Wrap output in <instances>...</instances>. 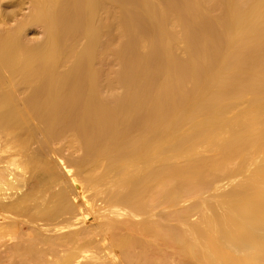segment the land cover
Wrapping results in <instances>:
<instances>
[{
  "label": "bare ground",
  "instance_id": "6f19581e",
  "mask_svg": "<svg viewBox=\"0 0 264 264\" xmlns=\"http://www.w3.org/2000/svg\"><path fill=\"white\" fill-rule=\"evenodd\" d=\"M31 8V14L15 26L0 18V136L7 128L24 127L31 133L41 134L37 147L28 151L36 163L45 160L38 157L40 153H48L45 158L54 162L58 173L49 176L42 171L39 181L44 192L31 194L35 203L20 212L25 220L9 215L12 235L7 242L0 243V250L4 246L0 261L9 253L8 264H177L179 255L186 259L196 257L197 264H264V141L261 139L249 148L245 144L231 146L229 137L221 144L217 142L219 145L216 141L211 145L212 139L205 138L222 129L227 131L228 127L243 128L245 123L233 125L225 117L219 123L210 119L223 116L220 113L230 108L234 111L246 96L264 90V86L249 84L253 79L264 78V0H31ZM217 9H220L218 14L203 15L205 11L213 13ZM171 18L182 24L193 19L194 35L191 32L187 35L193 38L188 39L192 42L191 56L204 61L201 64L187 58L186 63L179 57L174 58L168 50L173 68L169 65L167 77L162 70H154L152 75L147 68L154 62L166 61V51L161 59L163 50L153 45L154 52L159 54L143 62V58L139 61L135 55L154 40L158 43L175 39L173 29H169ZM35 24L44 28V37L38 42L27 37V28ZM113 28L126 38L122 42L118 40V45L114 44ZM82 39H85L83 44ZM168 41L164 44H169L167 47L172 44H167ZM113 49L118 51L115 55ZM110 53L117 55L124 65L116 79L110 77V69L105 76L104 68L97 65L106 61ZM259 66L261 69L257 70ZM204 77L215 78L213 84L234 80L235 85H217L202 92L206 102L193 101L195 105L187 106L194 94L188 93L191 95L188 97L185 87ZM113 80L121 85L123 92H113L116 90ZM158 85L160 89L172 85L175 90L161 89L164 92L159 94L161 91L156 93ZM230 90L235 93L234 100L224 101L222 92ZM220 94L223 100L219 98V103H207L208 97L216 99ZM254 99L262 103L259 97ZM151 103L156 106H149ZM179 111L183 118L187 112L192 117L189 119H208L213 123L203 121L204 124L188 130V127L184 129L186 120L182 118L184 122L174 121L176 125L170 128L160 126L164 119L175 117ZM182 128L190 131L186 134L188 139L184 136V139H175L179 130L183 132ZM260 132L264 137V128ZM67 133L70 141L83 151L82 155L71 158L59 154V148V152L56 147L57 152L54 151L52 145ZM257 135L245 139L251 140ZM206 139H210L208 144ZM162 141L169 144L163 147ZM193 145L200 147H195L200 150H195L199 156L203 149L213 152L218 148L224 158H238L248 153H253L255 158L251 163H241L225 179L222 175V179L211 181L206 170L219 171L224 169V164H210V168L202 157V162L200 157L194 161L191 155L196 153L189 152ZM52 154L58 156L56 161ZM185 154H191L188 158L193 157L194 162H179ZM4 163L0 167L3 203L7 195L16 194H10L11 191L7 194L8 189H17L23 184L21 174L13 171L14 162L8 158ZM230 181H237L239 189L223 188L222 193L219 190L229 201L219 200L221 204L217 202L204 209L207 203L203 198L194 207L200 210L202 207L204 216L197 217L196 221L190 220V216L179 226L172 223L173 217L179 215L181 195H189L197 186L217 190ZM91 188L97 199L89 205L98 206L102 216L108 215L97 226L87 222L86 212L76 199L75 189L87 200L86 193ZM157 203L169 208L168 217L165 216L168 220L158 218ZM116 229L123 233L111 241L109 234ZM97 235L105 244L103 254L88 249ZM162 247L173 251L163 252ZM106 256L109 263L104 261Z\"/></svg>",
  "mask_w": 264,
  "mask_h": 264
},
{
  "label": "rangeland",
  "instance_id": "374dc122",
  "mask_svg": "<svg viewBox=\"0 0 264 264\" xmlns=\"http://www.w3.org/2000/svg\"><path fill=\"white\" fill-rule=\"evenodd\" d=\"M31 0H0V18L1 17H3L4 18V21L5 22H7V24H9V26H11V25H17L19 22H21L24 18H26L27 16H29L30 14H31ZM217 11H219L220 12V9H217L216 10V12H213V13H211V12H209V11H205V12H203V15L205 16V17H208V16H210V15H214V14H218L217 13ZM209 12V13H208ZM30 13V14H29ZM205 13V14H204ZM209 14V15H208ZM2 19V18H1ZM176 22H178L177 24H176ZM193 22V23H192ZM172 23V24H171ZM179 23H181V22H179L178 20L176 21V18H171V22L169 23L170 24V27H172V28H169V29H173L172 31H174V33H175V39H169L171 42H169L168 40H166V41H168L167 42V44L168 43H172L171 44V46L173 47V48H175L176 50H174L171 46H169V47H167L168 45H164L165 44V42L166 41H161V42H158V43H156L155 42V40H154V42L156 43V45L155 44H153L152 42V44H151V46H150V44H146L145 46H144V48L142 49V47H141V51H140V53H138V54H136L135 55V57H137V59L140 61L142 58H143V60H141V62H143V61H146L147 60V57H149V60H150V58H155L156 57V55L157 54H159V53H155L154 51V47H152L153 45L154 46H156V47H159L160 49H162L163 51H161L162 53H163V56H159V58L161 57V59H163L165 56H164V52H165V54H167V57H165L166 59H164V60H166V61H162L161 59V62L159 61V63H158V61H157V63L158 64H154V68L152 67V65L150 64V66L152 67V68H147V70L149 71V72H151V74H152V72L154 71V72H156L157 70L158 71H160V70H162L163 71V73L165 74V76H166V74L167 73H169V70L170 69H168V67H169V65H170V67L169 68H173L172 66H174V65H172L171 66V64H172V60H171V58L169 57L170 55L168 54L169 52H170V54H172V56L173 55H175V57L174 58H178L179 57V59H180V61L183 59L184 60V62L186 61V63H188L189 62V60L190 59H192V61H193V58H194V62H197V63H201V64H203V61H204V59L203 58H201V57H196V56H191L192 55V53H191V50H190V47H191V45H190V40H188V39H191V37H192V35L191 34H193L194 32H192V31H194V27H195V23H194V21H193V19H192V21H187L186 22V24H185V22L182 24H179ZM179 24V25H178ZM172 25V26H171ZM36 26V27H35ZM174 26V27H173ZM44 28L41 26V25H39V24H35V25H31V26H29L28 28H27V37L31 40V41H35V42H38L39 40H42V38L44 37V30H43ZM116 29V28H115ZM114 28H113V30H112V34L113 35H115L114 36V38H118L119 37V39H114L115 40V42H114V44H117L118 45V43H117V41L119 40V41H125L126 40V38L124 37V38H122L123 36H122V34H121V32L117 29V30H115ZM185 29H187V32H185L186 30ZM115 31H116V33H115ZM120 34H119V33ZM182 32H184L185 33V35L184 34H182ZM188 32H191V36L189 37V36H187L189 33ZM118 35V36H117ZM194 35V34H193ZM231 33H229V36L231 37ZM120 36H121V38H120ZM183 36V37H182ZM186 36V37H185ZM121 39V40H120ZM193 39V38H192ZM191 39V40H192ZM101 40H104V37H103V39L101 38ZM173 40V41H172ZM83 41V42H82ZM118 41V42H119ZM186 41V42H185ZM80 42H82L81 44H83L84 42H85V39H82ZM120 43V42H119ZM192 43V42H191ZM113 44V45H114ZM186 44V45H185ZM116 45V46H117ZM175 45V46H174ZM115 45H114V48L116 47ZM161 46V47H160ZM118 47V46H117ZM120 47L122 48V45H120ZM152 47V48H151ZM184 47H185V49H184ZM119 48V47H118ZM147 48V49H146ZM151 48V51L149 50ZM169 48V49H168ZM173 50H172V49ZM188 48H189V50H188ZM167 49V50H166ZM117 50V49H116ZM115 50V51H116ZM121 49L119 48V51H120ZM146 50V51H145ZM153 50V51H152ZM165 50V51H164ZM168 50H169V52H168ZM171 50V51H170ZM115 51H114V49H113V52H114V55L116 54L115 53ZM158 51H160V50H158ZM186 51V52H185ZM116 52H118V51H116ZM150 52V53H149ZM152 52V53H151ZM160 52V53H161ZM175 52V53H174ZM143 53V54H142ZM177 53V54H176ZM190 53V54H189ZM146 54H148V55H146ZM150 54V55H149ZM153 54V57L151 56ZM113 55V53H110L109 55H108V58L106 57L105 58V60L106 61H103V62H101L100 64H97V65H99V67L100 68H104V70H103V73H105L104 75L106 76L107 75V73H106V71L108 72L109 71V69H110V74L109 75H111L110 77H118L117 75V73H119L120 72V70H122L123 68H124V65H122V63L120 64V61H119V58L117 59V55H116V57ZM145 55V56H144ZM155 55V56H154ZM162 55V54H161ZM177 55V56H176ZM189 55H190V57H189ZM138 57H140V58H138ZM157 58H158V56H157ZM189 60H188V59ZM195 58H197V59H195ZM200 58H201V60H200ZM178 59V60H179ZM186 59V60H185ZM203 59V60H202ZM182 60V61H183ZM196 60H199V61H196ZM188 61V62H187ZM104 62L106 63V64H104ZM171 64H170V63ZM102 64V65H101ZM168 64V65H167ZM167 65V66H166ZM108 68V69H107ZM166 68V69H165ZM107 69V70H106ZM144 69H145V67H144ZM152 69V70H151ZM164 69L165 70H167V72L165 71L164 72ZM259 69H261V67L259 66V68H257V70H259ZM162 71H161V76L162 77H165L164 75H163V73H162ZM139 72V71H138ZM138 72H136V73H138ZM153 72V73H154ZM116 74V75H115ZM155 74H160V73H155ZM103 75V76H104ZM108 75V76H109ZM115 75V76H114ZM152 75H154V74H152ZM168 75V74H167ZM167 77V76H166ZM113 78V79H114ZM208 78H210V77H207V79L204 77V80H198L196 83L193 81V82H190V83H188V85L190 86H188L187 85V87H185V88H187V89H185L186 90V93L188 94V93H190V94H194V96H193V98H192V101H190V102H188V103H186V105L188 106V104H190V106H192V105H195V104H192V102L193 101H195L194 103H198L200 100H203L204 102H206L205 100V97H204V99H203V93L202 92H205L206 90H211V89H213L215 86H217V85H221V86H225V87H231V86H234L235 85V81L234 80H224V81H222V80H220V82H218V83H215V84H213L214 83V81L213 80H215V78H213V77H211L210 79H208ZM213 78V79H212ZM116 79V78H115ZM118 80V79H117ZM206 80V81H205ZM208 80V81H207ZM211 80V81H210ZM114 81V85H116V86H119L120 84L117 82V84H119V85H117L116 84V82H115V80H113ZM200 82V83H199ZM192 83H193V85H192ZM251 83H253L252 85L254 86V87H261V86H264V78H256V79H253V80H251V81H249V84L251 85ZM198 84V85H197ZM234 84V85H233ZM160 85H162V84H160ZM160 85H158V87H156V89H158L159 88V86ZM163 85H164V83H163ZM192 85V86H191ZM114 87L113 86V88H116V90H112L113 92H116L117 91V93H121L120 92V90L123 92V89H122V87H121V85L117 88V87ZM157 86V85H156ZM172 85H169V86H164V87H166V88H164L163 86V88L161 87V89L163 90H165V89H168V88H170V90H175V88H173V87H171ZM174 86H177V85H174ZM120 88V89H119ZM171 88H173V89H171ZM190 88V89H189ZM155 88H154V90H156ZM161 89L159 88L158 90L159 91H155L156 93H158V92H160L161 91ZM185 90H183L182 91V93H183V95L185 94L186 95V93H184V91ZM167 90H165V92H166ZM190 91H192V92H190ZM194 91V92H193ZM201 91V92H200ZM263 91L264 90H261L260 92H258V94L257 95H248V96H246V97H248V98H246V99H248V100H246L245 98L243 99V101L242 102H240V103H238L239 105H237L236 106V108L234 109V111H232L233 109L232 108H230L231 109V111L229 112V110H227L228 111V113H226L227 111H224V112H221L220 114H226V115H224L223 114V116H222V118H220L221 116H220V114H219V116L220 117H216V116H214L215 118V120L214 119H210V120H212L214 123H219V119L222 121V119L225 117L226 119H224L225 121H227V122H229V123H233V125H234V123H237V124H240V123H242V124H244V126H243V128H239V129H235V128H226V130L227 131H223V130H225V129H222V130H219L217 133H214V134H209V135H206L207 137H205V136H203L202 137V139L205 141V139H204V137L205 138H210V139H212V140H210V139H206V144H208L207 142L210 140V143L209 144H211V142L213 143V142H215V144L216 145H219V144H221V142H223L224 141V139L225 138H230V141H228V143L231 145V146H233V147H237V146H239V145H241V144H245L247 147H249V148H253V147H255L258 143H260V141H261V139L264 141V137L263 136H260L258 133L264 128V105H262V104H264V93H263ZM105 92V91H104ZM164 92V91H163ZM163 92L161 91V93H159V94H163ZM228 92H230V93H228ZM228 92H222V93H224L223 95L225 96H223V95H219V97H217L216 96V99H214L213 97H206L208 100H207V103L208 104H210V105H216L217 103H219L220 101H219V98L220 99H222L223 100V98H224V101H226L227 99H229V101L234 97L235 98V96H234V92L233 91H228ZM182 93H181V96H182ZM201 93V94H200ZM234 93V94H233ZM190 94H188V97H190L191 95ZM261 94V95H260ZM185 95H184V97H185ZM190 95V96H189ZM202 95V96H201ZM207 95V94H206ZM209 95V94H208ZM233 95V96H232ZM259 95V96H258ZM205 96V95H204ZM213 96V95H212ZM215 96V95H214ZM223 96V98H221V97ZM252 96V97H251ZM263 96V97H262ZM186 97H187V95H186ZM250 97V98H249ZM254 97H259L260 99H261V102L262 103H259V102H257L256 101V99H254ZM218 98V99H217ZM234 98H233V100H234ZM246 101V102H245ZM253 101V102H252ZM260 101V100H259ZM250 102V103H249ZM255 103V104H254ZM241 104V105H240ZM153 104L151 103L149 106H152ZM257 105V106H256ZM154 107L156 106L155 104L153 105ZM152 106V107H153ZM256 107V108H255ZM258 107V108H257ZM261 107H263V108H261ZM234 108V107H233ZM250 108H253V109H250ZM260 108H261V110H260ZM237 109V110H236ZM244 109V110H243ZM258 109V110H257ZM236 110V111H235ZM239 110V111H238ZM252 110V111H251ZM247 111V112H246ZM251 111V112H250ZM262 111V112H261ZM184 112V111H183ZM186 112V111H185ZM239 112H241V113H239ZM245 112V113H244ZM257 114H256V113ZM182 114V112L180 113V111L178 112V113H176L175 115L177 116H175L177 119L175 120V119H172V118H175V117H173L172 116V118H168V119H164L162 122H161V127H163V129L164 128H170V126H175L176 125V122H184L183 121V119L184 120H186V122L183 124L184 125V129H185V127H188L187 129L188 130H191L192 129V127H195V126H197L198 124H208L209 123V121H208V119H206V120H204V119H200V120H193V119H191L192 117H191V115H189L187 112L186 113H183V114H185V117L183 118V116L181 115ZM263 114V115H262ZM260 115V116H259ZM187 117V118H186ZM189 117H191L190 119H189ZM183 118V119H182ZM254 118V119H253ZM189 119V120H188ZM229 119V120H228ZM202 120V121H201ZM174 121H176V122H174ZM203 121H204V123H203ZM212 121H210V123H213ZM224 121V122H225ZM232 121V122H231ZM234 121V122H233ZM206 122H208V123H206ZM224 122H223V124H224ZM226 122V123H227ZM209 123V124H210ZM225 123V124H226ZM222 124V123H221ZM237 124L235 125V127L237 126ZM214 125H216V124H214ZM219 124H217V126H218ZM233 125H231V124H229V126H232V127H234ZM227 126H228V123H227ZM190 127H191V129H190ZM186 129V132L183 130V128H182V130H183V132H182V130H181V132L182 133H180V130L176 133L177 135H175V139L177 138V139H181V138H183V136H184V138L186 137L187 139H188V132H190V131H188ZM235 129V130H234ZM223 132V133H222ZM225 132V133H224ZM184 133H185V135H184ZM192 133V132H191ZM221 133V134H220ZM261 133V132H260ZM69 134L70 133H67V134H65L64 136H62L61 138H59V139H57L56 141H55V143L52 145V148L53 149H55V147L58 149H60V153L59 154H62V156L63 155H68L69 157H73V158H76L77 156H80V155H82V153H83V151L81 150V149H78L75 145H74V143H72L71 141H70V139H69ZM187 134V135H186ZM258 134V135H257ZM189 135H190V133H189ZM210 135H212V137L210 136ZM227 135V136H226ZM250 135H257L255 138H253V139H245V138H247V137H249ZM42 135L41 134H39V133H31V131H30V129L28 128V127H24V128H7V129H5L4 131H3V135H1L0 136V157L2 158H0V167L1 166H3V165H5V163L4 162H6L7 160H8V158H9V160L10 161H13L14 163H13V166H14V169H13V171L14 170H16L15 172H19L18 174L20 175V177L21 178H23L22 180H23V184H21L22 186L19 188V187H17V189L15 188V190H14V188L13 189H8L6 192H7V194H9V191H11L10 192V194L11 193H16L14 196H9L8 197V195H7V197L5 198V203H3V202H1V194H0V243H2V242H7L6 240L8 239V236H10V235H12L11 234V232H10V229H9V226H8V220L10 219L9 218V215H11L13 218H15L16 220H20V221H22V220H25L24 219V217H22L21 216V214H20V212L21 211H23V209H25L26 207H28V206H31V205H33V203H35V197L34 198H32L33 196H34V194H40L41 192H44V190L42 189V185H41V180L39 181V178H40V175H41V173H42V171L43 170H45L46 172H48L47 174L50 176V175H53V173H55V172H57L58 173V170H57V168H56V165L54 164V162H52V161H50L49 159H46L45 157L46 156H48V155H46V154H48V153H40L39 155H38V157L40 158V159H45V160H39L38 162L39 163H36V161H35V159H33V155H31V153H29V151H30V148L32 149V147H34V148H36L37 147V142H38V140H39V138L41 137ZM174 136V135H173ZM178 136V137H177ZM181 136V137H180ZM209 136V137H208ZM190 137V136H189ZM183 138V139H184ZM228 138V139H229ZM170 139V138H169ZM173 139H174V137H173ZM172 138L170 139V141H172L173 140ZM182 139V140H183ZM164 140H166V141H169V140H167V139H164ZM201 140V139H200ZM166 141H162L161 143H163V147H164V144H169V143H166ZM169 141V142H170ZM262 141V142H263ZM219 144H218V143ZM214 144V147L216 146ZM228 144V145H229ZM199 145V144H198ZM198 145H193V146H191L190 148H189V150H188V148H187V150L192 154L193 152H195V150L196 151H200L199 149H200V147H198ZM203 145H204V143H203ZM202 145V146H203ZM212 145V144H211ZM197 146V147H196ZM199 148V149H196V148ZM33 148V149H34ZM57 149H55L54 151H56ZM59 149H58V152H59ZM216 149V148H215ZM29 150V151H28ZM201 150H202V148H201ZM205 151V149H203V152ZM209 151V150H208ZM57 152V151H56ZM189 152H187V153H189ZM202 151H201V155L199 156L196 152V154H188V155H186L183 159L181 158V160L179 161V162H181V163H183V161H184V163L186 162H194V161H196L195 159H198L199 157V161H201V157L202 158H204V159H206V161H208L207 163H209V166H208V164H207V166L208 167H210V164H212L211 166H213V165H215V163H220V162H222V164H224V169H222V170H219V171H215V169H212V170H206V176H208V179L210 178V180L211 181H217V179L216 178H218V180H219V178L222 176V175H224V179L227 177L226 176V174L227 175H230V174H232L233 172H234V170H236L237 168H238V166L241 164V163H243V162H247V163H251L252 161H253V159L255 158V155L253 154V153H248V154H246L245 156H241V157H238V158H235V157H232V158H224V156L222 155V152L221 151H218V148H217V151H213V152H211V151H209V152H207V151H205V153H203ZM220 152V153H219ZM186 153V152H185ZM202 153H203V155H202ZM199 154H200V152H199ZM52 155H54V154H52ZM56 155H58V153H56ZM56 155H54L55 157H53L52 156V158H56L55 159V161L57 160V157L58 156H56ZM193 156L192 158L194 159V161H191V159L189 160V156ZM50 156V155H49ZM184 156V155H183ZM71 157V158H72ZM189 161H188V160ZM203 159V160H204ZM5 160V161H4ZM186 160V161H185ZM2 161V162H1ZM59 161V160H58ZM198 161V160H197ZM202 162V161H201ZM180 163V164H181ZM204 163V162H203ZM182 165V164H181ZM180 165V166H181ZM205 165H206V163H205ZM183 166V165H182ZM180 167V168H182L181 170L182 171H184L183 169V167ZM185 167V166H184ZM18 168V169H17ZM211 168V167H210ZM72 171H74V169H75V167H73L72 166ZM233 171V172H232ZM16 175V176H18L19 177V175ZM68 175H70V174H67V176ZM79 176H82L81 174H79ZM226 176V177H225ZM61 177H62V175H60V179H61ZM221 179H222V177H221ZM86 180L84 179V182H85ZM70 184L71 185H74V182H72L71 180H70ZM226 183L227 182H225V184H223V185H221V186H219V188H217V190L216 189H212V188H210V189H208L207 188V186H204V187H202V186H197V187H195V189H194V187H193V192L192 193H190L189 195H183V197H182V195H181V197H180V199H179V205H178V207H177V211H178V213H179V215H177L176 217H173V220H172V223H174V224H176L177 226H179V225H181V224H183V223H185V221L188 219V217H190V220H192V221H196V219L198 220L199 218H197V217H202V216H204L205 215V213L203 212V211H205V210H202L203 208L201 207V210L200 209H196L194 206H196L195 204V202L196 201H200V200H202L203 198V200H205L204 202L205 203H207V204H205V205H207V207L206 208H204V209H209V207H212L213 205H215L214 203H217V204H221L222 203V201H223V203L224 202H226V200L228 199V201H229V198H227L228 196L227 195H223V194H221L222 192H223V188H224V190H226V189H229V188H231L232 187V189H234V190H238L239 189V183H237V181H234V182H229L230 184H228L227 183V185H226ZM238 185H237V184ZM229 185V186H228ZM20 186V185H19ZM226 186V187H225ZM87 187H90V186H87ZM206 187V188H205ZM222 188V189H221ZM236 188V189H235ZM198 189H200V190H198ZM208 189V190H207ZM231 189V190H232ZM18 190V191H17ZM198 190V191H197ZM219 190H220V192H219ZM22 192V193H21ZM75 192H76V199H77V201H78V203L82 206V208H83V210L86 212V215H87V222L89 223V224H91V222L92 223H94V225L95 226H97V224L96 223H98L99 221H101V220H103V219H107L108 218V215L107 214H104L103 216L100 214V212H99V207L98 206H94V205H89V202L90 201H93V200H95V199H97V197H96V195H95V191H94V189L93 188H91L86 194L88 195V197H87V200H85L83 197H82V195H80L79 194V191L77 190V189H75ZM1 193H3V191H1ZM9 194V195H10ZM25 194V195H24ZM33 196H32V195ZM92 194V195H91ZM27 195V196H26ZM93 195H94V197H93ZM224 197H223V196ZM6 196V195H5ZM4 196V197H5ZM31 196V197H30ZM225 196H227V197H225ZM8 198V199H7ZM219 200H221L220 202H219ZM98 202H99V204H100V201L98 200ZM203 202V203H204ZM193 203H194V205H193ZM102 204H105V202H102ZM204 205V206H205ZM94 206V207H93ZM197 207V206H196ZM167 210V211H166ZM168 210H169V208L166 206V205H164L163 203H157V204H155V213L157 214V216H158V218H160L161 220H168V219H166V217L165 216H167L168 217V213H166V212H168ZM208 210H206V212H207ZM166 213V214H165ZM204 213V214H203ZM105 222H102V224H104ZM98 229V228H97ZM192 233H195V231L194 230H192L191 231ZM121 233H123V231H120V230H118V229H116V230H114L112 233H110L109 234V239H111V241L112 240H114V238H117ZM4 240V241H3ZM93 240H94V242H93V244L91 245V248H88V249H90V250H97V251H99V253L100 254H103L104 252H105V249H104V242L102 241V239L100 238V236L99 235H97V236H93ZM106 243V242H105ZM2 247L4 248V246L2 245L1 246V250H3V251H1L2 253H4V249H2ZM164 247V246H163ZM162 247V249H161V251L164 249ZM164 251H166V252H172L173 250L171 249V248H166L165 247V249L163 250V252ZM165 252V253H166ZM175 253L177 252L176 250L174 251ZM179 252V251H178ZM89 254V253H88ZM177 255H178V253H177ZM4 260H1L0 261V264H8V259L10 258V255H9V253H7V254H5L4 255ZM177 258V264H194V261L196 260V257H193V258H191V259H186V258H183L181 255H179L178 257H176ZM194 258H195V260H194ZM80 260H82V257H80ZM104 261L105 262H107V263H109L110 261L108 260V257L106 256L105 258H104ZM196 263L195 264H197V261H195Z\"/></svg>",
  "mask_w": 264,
  "mask_h": 264
}]
</instances>
